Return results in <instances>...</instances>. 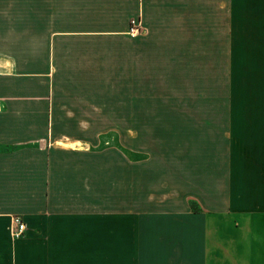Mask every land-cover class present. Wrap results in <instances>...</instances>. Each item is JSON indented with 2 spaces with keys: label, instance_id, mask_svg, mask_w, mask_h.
<instances>
[{
  "label": "crops",
  "instance_id": "0c3cea01",
  "mask_svg": "<svg viewBox=\"0 0 264 264\" xmlns=\"http://www.w3.org/2000/svg\"><path fill=\"white\" fill-rule=\"evenodd\" d=\"M29 1L0 6V264H264V0L230 2L232 14L247 6L241 26L251 35L242 43L261 65L252 73L259 79L253 96L247 91L240 100L233 99L234 82L230 86L227 147L224 157L215 153L200 169L197 211L114 208L110 193L97 195L94 171L105 178L107 167L87 155L109 147H81V132L61 130L80 120L47 112L52 88L46 49L44 64L34 68L29 45L16 53L14 33L15 25L30 32L36 22H46L34 13L39 6H184L190 26L196 21L192 12L223 6V0ZM30 39L26 35L22 42ZM46 39L71 42L73 34L62 30ZM51 49L55 66L57 45ZM237 68L232 70L238 74ZM14 216L25 223L18 236L12 232Z\"/></svg>",
  "mask_w": 264,
  "mask_h": 264
},
{
  "label": "rangeland",
  "instance_id": "374dc122",
  "mask_svg": "<svg viewBox=\"0 0 264 264\" xmlns=\"http://www.w3.org/2000/svg\"><path fill=\"white\" fill-rule=\"evenodd\" d=\"M8 1L14 2L9 6H28V0L1 2L6 6ZM29 2L39 6L38 0ZM230 2L196 9L190 26L184 6L65 4L39 6L34 13L46 22L42 26L36 22L30 32L15 25L16 53L29 45L32 67L44 64L46 49L47 83L52 88L48 114L79 118L78 124L61 127L82 133L86 142L77 145L109 147L87 155L91 162L106 163L105 178L94 171V190L97 195L110 193L109 206L200 209L193 199L203 174L200 169L215 153L224 157L227 147L230 86L234 82L237 88L235 100L247 91L252 95V85L259 79L252 73L261 66L242 43L251 35L241 26L248 19L247 6L232 14ZM62 30L72 32L73 41H45ZM26 35L29 43L22 42ZM54 45L55 66L50 56ZM233 46H238L236 51ZM18 58L22 62V56ZM233 67H238V74Z\"/></svg>",
  "mask_w": 264,
  "mask_h": 264
},
{
  "label": "built area",
  "instance_id": "2783aa9c",
  "mask_svg": "<svg viewBox=\"0 0 264 264\" xmlns=\"http://www.w3.org/2000/svg\"><path fill=\"white\" fill-rule=\"evenodd\" d=\"M12 224H13L12 232L15 236H18L23 233L25 228V223L20 217L14 216L12 218Z\"/></svg>",
  "mask_w": 264,
  "mask_h": 264
}]
</instances>
